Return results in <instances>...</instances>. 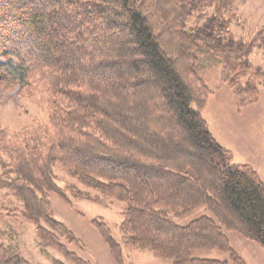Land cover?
<instances>
[{"label":"trees","instance_id":"trees-1","mask_svg":"<svg viewBox=\"0 0 264 264\" xmlns=\"http://www.w3.org/2000/svg\"><path fill=\"white\" fill-rule=\"evenodd\" d=\"M228 1L0 0V84L20 87L44 110L22 131L0 124V190L23 205L9 215L14 222L22 216L45 246L92 264L63 243L83 245L52 211L51 193H63L59 161L129 204L124 244L172 264H228L193 249L245 264L228 231L264 247V180L234 161L202 114L214 90L201 57L221 60V80L241 105L257 102L264 85V68L250 61L255 46L264 54V28L237 38ZM200 206L213 217L186 226L169 217ZM92 224L121 264L109 225ZM12 248L0 243V264H32Z\"/></svg>","mask_w":264,"mask_h":264},{"label":"rangeland","instance_id":"rangeland-1","mask_svg":"<svg viewBox=\"0 0 264 264\" xmlns=\"http://www.w3.org/2000/svg\"><path fill=\"white\" fill-rule=\"evenodd\" d=\"M228 2L233 21L231 30L237 38L247 40L256 31L264 28V0H229ZM250 61L264 68V54L259 45L253 49ZM199 65L201 74L215 92L208 99V108L206 106L202 112L211 132L223 146L232 151L235 162L250 163L263 179L264 85L260 86V97L257 102L241 105L230 83L221 80L222 62L218 57H201ZM227 89H232L230 92L232 97L226 94ZM43 116V108L20 92V87L9 90L0 84V124L3 127L22 131L35 119ZM242 123L245 124L246 130L243 134L240 132ZM257 137L262 140V151L256 146ZM54 174L55 182L63 189V193H51L52 211L56 218L63 221L83 242L81 246L62 239L70 251L92 264H120L112 256L109 243L92 224L93 220L101 219L109 225L113 238L122 245L121 264L173 263L172 260L156 256L150 250L122 242L120 226L124 219L123 214L129 207L127 202L105 194L98 188L88 186L72 176L68 168L59 161L54 164ZM22 208V202L13 198L10 191L0 190V243L13 247L15 252L32 264H56L58 260L66 264H74L60 249L42 243L33 222L22 216H19L18 223L12 220L9 215L18 213L14 210ZM202 216L213 217L206 206H200L180 215L169 213V217L182 226ZM227 234L233 248L245 264H264V247L236 232L228 231ZM192 256L222 259L227 260L228 264H237L230 259L229 254L217 249H193Z\"/></svg>","mask_w":264,"mask_h":264},{"label":"crops","instance_id":"crops-1","mask_svg":"<svg viewBox=\"0 0 264 264\" xmlns=\"http://www.w3.org/2000/svg\"><path fill=\"white\" fill-rule=\"evenodd\" d=\"M227 87V86H226ZM228 88V87H227ZM232 90V89H231ZM231 90H229V89H227V91H226V94H228V96H231L232 97V95H231ZM215 93V92H214ZM207 108H208V106H207ZM240 132L243 134V132H246V130H245V124L244 123H242L241 124V126H240ZM241 139H243V138H241ZM261 139L259 138V137H257L256 138V141H255V143H256V146H257V148H259V150L260 151H262V145H261ZM250 164V163H249ZM254 167V166H253ZM257 170V169H256ZM264 179V178H263Z\"/></svg>","mask_w":264,"mask_h":264}]
</instances>
